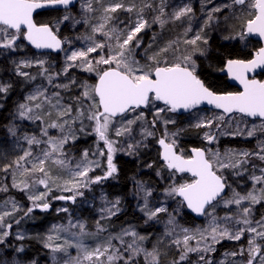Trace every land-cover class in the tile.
I'll list each match as a JSON object with an SVG mask.
<instances>
[{"label":"snow or ice","instance_id":"obj_1","mask_svg":"<svg viewBox=\"0 0 264 264\" xmlns=\"http://www.w3.org/2000/svg\"><path fill=\"white\" fill-rule=\"evenodd\" d=\"M70 3H72V0H0V34L7 36L10 30L15 33L11 35L10 39H5L3 43H0V47H13L15 42L20 38V35H22L24 39L38 49H61L63 42L57 37L52 26L49 24H36L33 20V11L46 5L67 6ZM96 3L102 6V16L100 17L101 22L99 24L92 25V33H101L104 37H107V42H96L92 36L86 37L91 42V46L83 50L72 51L66 57L70 63L67 64L63 71L66 73L68 68L80 66L87 72H96L97 82L95 85H82L81 96L75 98L79 105L75 109V115H73V106L71 104L62 106L60 105V101L57 100L53 107L57 109L60 122L54 121L42 129V134L46 139L41 140L36 136H24V140L29 146L40 144L47 146L42 150L40 156L34 157L36 163L31 168H25L24 172L31 174L35 170L43 174L44 178L35 182L44 185L50 192L52 189L49 187V181L52 178L44 167L45 162L51 160L61 168L68 167V161L64 158L65 146L70 141L77 139L72 131L73 124L80 122V131H84V119L93 122L92 131L98 137V140L103 141L106 145L107 170L103 176H96L94 179L89 180L88 173L92 170L91 165L95 162L88 159L89 152L85 150L80 163L76 164L75 168L71 170L72 178L63 185L64 190L73 191L75 195L59 196L56 199L74 201L77 195H83V193L78 191L80 187H87L88 183H99L117 173L118 169L114 163V153L118 150L115 147L117 141L109 138L110 130L114 129L116 137L129 135L132 131V125L138 120L145 119V117L144 113L141 112L134 119L122 122L118 128L114 125V118L135 112L141 106L147 107L155 101H162L166 108L156 109L155 115L158 118L164 111L192 110L202 102L214 105L217 109H222L225 114L240 113L250 117L264 118V80L248 78V73L258 67H264V46L255 50L252 59L228 58L224 60V70L226 73L239 81L243 88L242 91L238 92L218 93L213 91L198 75V66L196 60L193 58L196 53L205 54L206 50L198 46V41L201 40H203L204 44L208 43L207 39H204L201 35L203 28L194 38L184 41L185 44L193 46L192 50L187 54L177 57L174 61H169L167 53L170 50L176 51L174 47L175 42L169 41L156 53L147 57L148 61L151 62L150 64H140L133 55V46L139 47L138 34L144 29L151 27L149 21L144 19L143 14L144 9L151 8L152 5L145 4L137 10L135 5L125 7L120 2H110L104 5L102 0H96ZM233 4L246 6L254 11L245 21V30L243 32L239 33L237 37L225 36L224 39H244L246 36L256 35L264 40V0H251V2L250 0H233ZM225 7L228 6L225 5ZM84 8L87 12L95 11L92 6V0H88ZM118 9H124L129 13L135 11L136 19L130 22V25H126L124 29L113 27L110 31H105L106 25L114 19L111 14L115 13ZM158 11L159 14L153 18L152 23H158L163 27L169 21H178L188 16L192 12V8L189 5H184L174 10L168 16L165 12L164 0H161V6ZM219 11L220 8L213 9V12ZM212 18L210 13L209 21ZM69 19L70 17L67 15L63 17L64 21ZM76 23H81V21H76ZM83 23L88 24L89 21L84 20ZM207 23L208 21H206ZM125 33H127L126 36ZM112 40H115V44L110 43ZM105 49L108 50L107 54L99 55L98 59L90 58V54L97 53L98 51L104 52ZM76 62H79V64ZM22 63L27 64V62ZM36 63L43 66L45 61L38 60ZM19 74L25 77L28 76L26 72H20ZM49 81H51V77H49ZM61 87H67V85H61ZM7 90L8 86L0 85V92H6ZM56 95L58 96L59 94L57 93ZM40 97H43L45 102L51 103L49 97L45 96L44 92L39 89L26 99L28 101H37ZM84 101H88L87 106L84 105ZM41 108V103H35L31 107L27 103H22L19 105L18 113L21 118L33 119L31 115L33 110ZM68 117H71V120L67 119ZM35 119L40 120L41 117L36 116ZM217 119L223 120L224 117L220 116ZM155 123L156 121L153 120L152 124L155 125ZM165 123H174V121H165ZM215 126L217 128L220 127L219 124ZM194 127L211 128L213 127V120L203 118ZM48 128L61 129V136H49ZM261 130L264 131V128ZM9 131L12 135H16L15 127L10 128ZM254 131L255 129L248 131L247 135L252 136ZM152 134L145 130L146 136ZM165 136L167 137V133H165ZM204 138L209 143H212L217 137L214 133L205 132ZM139 143L138 141L136 145L128 144L127 150L129 154L135 152ZM158 143L163 148L161 156L167 169L192 174L190 182L178 185L174 184L165 190L166 194L168 196L178 195L182 197V203L186 204L188 209L197 214L211 215L207 212V209L213 208L216 203L222 200L225 189L229 187L226 177L222 174V170L242 167V161L236 159V157L242 156L247 158L250 155L247 152L236 153L233 150H228L221 154L218 150L193 148L191 150L192 155L186 158L181 152L177 151L175 139H172L171 142H166L165 138H161ZM100 155H105L104 151H101ZM254 155H258L261 160H264V155L259 153H255ZM28 158H33L31 150L24 151V154L14 161V163L17 167H21L20 162ZM37 164L39 167H37ZM96 166H99L98 163ZM148 166L151 167V165ZM9 168H11V165H5L4 170L7 171ZM261 172H264V169H261ZM239 174L237 172V175ZM252 179L255 181L253 191L245 195L233 192L230 199L223 200L226 206L232 204L239 206L245 201L249 202L250 206L244 207L239 217L226 216L223 218L225 221H234L235 225L242 226L236 227L233 230L226 225L218 223L213 216L208 228L195 230L199 234L200 239L205 242L204 251H215V248L211 247L208 243L209 238L211 239V244H216L223 239L240 240L245 232H249L253 236L248 241L249 247L247 252L249 259L247 260V264H255L257 260H259L260 264H264L262 245L257 243V237L264 239V218L260 221H255L256 227L252 226L253 221L250 219L251 206L264 202V186L259 190H255L256 184H264V175L253 176ZM52 183H55V181H52ZM69 184L72 187H68ZM56 186L61 187V185ZM13 187L27 190L30 188V185L26 181H20L14 183ZM137 189L138 193H143L144 205L141 211L145 213L149 220L155 219L160 213L167 212V208L163 206L154 209L148 207V197L152 195L150 188H146L142 182H138ZM29 199L33 201V207L28 208L26 215L31 213L34 208L44 211L50 208V204L44 202L46 200V193H41L38 196H29ZM119 203V198L112 203L111 209L107 210L109 216L115 215L119 211ZM58 211L67 212V209H60ZM10 214L8 212L0 214V221L3 220L4 216ZM167 223L169 228L166 234L171 236L175 233L176 228L174 217L170 216ZM71 226L76 227L77 225ZM78 226L80 233L73 235L80 237L87 235L84 232V225L80 223ZM8 227L10 228L11 225H8ZM258 228L261 230L258 231ZM53 230L57 233L67 232L68 228L54 225ZM100 231H103L102 227ZM181 231L185 233L182 241L184 250L180 255V261H183L189 252H197L201 249L199 241L197 247L189 246V241L196 239V235L192 234L191 230L184 228ZM8 235V231L0 232V243ZM126 236L132 238L131 242L125 241L124 237ZM55 238L59 239L60 237L57 235ZM18 239L23 240V235H20ZM53 239V236H48V242L45 243V247L50 248L53 253L67 252L65 245L79 249L77 257L72 260H66L64 264H137L138 257H143L144 264H160L161 257L163 256V253L157 246H153L151 250L144 247V242L148 237L139 235L133 229H125L119 236L109 237L106 244H97L92 250H89L79 240L75 244L72 241L65 240L64 244L53 245L50 243ZM113 239L118 240L122 248H117L112 244ZM173 243L180 246L181 240L176 239ZM17 251L23 252V248L21 247ZM243 251L242 249L241 254H243ZM231 255L235 256L236 253H232ZM200 259L203 261L204 257L201 256ZM173 264H179V262L174 261Z\"/></svg>","mask_w":264,"mask_h":264},{"label":"rangeland","instance_id":"obj_2","mask_svg":"<svg viewBox=\"0 0 264 264\" xmlns=\"http://www.w3.org/2000/svg\"><path fill=\"white\" fill-rule=\"evenodd\" d=\"M110 2H120L123 3L125 7L135 5L137 10L145 4L152 5L151 8L144 9V19L149 21L151 27L143 30L144 32L147 31L150 33V40L148 41L147 47L139 53L140 57H135L140 64H150L151 62L148 61L147 57L156 53L169 41L175 42L174 47L176 49L175 52L170 50L167 53V59L169 61H174L177 57L187 54L192 50L193 46L185 44L184 41L194 38L198 32H201L202 28L203 32L201 35L204 39H207V41H209L211 37L215 36L222 41L235 42L242 47L247 46L250 42H257L251 40L247 36L244 39H224L225 36L237 37L239 33L243 32L245 21L254 11L246 6L233 4V0H164V8L168 16H170L174 10L184 5L191 6L192 12L188 16L181 18V20L169 21L163 27H161L158 23H152L153 18L159 14L158 10L161 6V0H102L104 5H107ZM87 3L88 0H78L74 9L66 11L52 24L53 31L57 34V36H59L60 31L63 29L68 30L71 33L70 36H59L63 41V48L59 52V63H57L56 60H50L47 52H37V54L23 52L25 43L20 42L19 40L15 42L16 48L14 49V52H12V50L8 53L6 48L1 51L3 53H8L7 61L10 66V70L13 73L19 74L20 72H26L28 73L27 78L32 81L29 89L23 94L22 99L16 104L12 118L16 122L24 120L28 124L38 122V125L37 127L34 126L35 130L32 133H23L16 129V135L14 136L9 131L6 135L7 138L0 142V169H5V165H11V168L7 170L10 178V187L13 189H20L13 187L14 183H18L20 181H26L30 185L29 189L24 190L25 196L29 201L27 205L23 201L15 198L13 194H8L6 199L0 201V214L5 212L11 213L10 215L4 216L3 220L0 221V232L8 231L9 235H11L14 239H18L20 235H23L24 238H32L35 240L48 252V257L44 264H64L66 260H72L77 257L79 252V249L65 245L67 252L53 253L50 248L45 247V243L48 242V236L54 237V239L50 241L53 245L64 244L65 240L72 241V243L75 244L79 240L85 244L89 250H92L97 244H106L109 237L119 236L125 229H133L139 235L148 237V239L144 242V247L149 250H151L153 246L159 247L160 251L163 253L161 260L167 261V264H173L174 261L179 262V264H206V262H208V264H247V260L249 259L247 252L249 247L248 241L252 238V233L245 232L240 240L223 239L225 241H241L242 243H240L238 253H236L235 256L231 255L234 253L233 251H225L216 256L214 251L207 252L203 250L205 242L200 239L199 234L196 233L195 230L208 228L212 222L213 216L216 218L218 223L226 225L233 230H235L236 227L242 226L235 225L234 221H225L223 218L226 216L239 217L242 214V209L250 206L249 202L245 201L239 206L235 204L226 206L223 200L230 199L233 192L245 195L248 192L253 191V184L255 181H253L252 177L264 175V172H261V169H264V160H261L258 155H254L255 153L264 155V131L261 130L264 128V121L261 119H249L238 113L225 115L223 112L208 108H196L190 112L179 115L169 111H164L158 118L155 115L156 109L166 108V106L156 101L147 107L137 109L135 112H130L124 116L114 118V125L118 128L122 122L134 119L141 112L144 113L145 119L138 120L135 124H133L132 131L129 135L116 137L114 129H111L109 133V138L117 141L115 147L118 150L116 153H122L128 158L134 159L138 163L140 170H147L150 168L148 165H155L159 167L163 164L158 157V138L154 139L156 140V146H150L151 142L153 143L152 137L154 136L155 130H158L160 132V137L165 138L167 142H171L172 139H175L177 151L181 152L187 158L190 154L187 150L179 146V138L177 134L180 131L179 129L184 127H194V125L203 118L213 120V127L201 128V139L204 142V146L202 147L203 149H211L212 151L218 150L221 154L228 150H233L236 153L247 152L250 154L247 158L242 156L236 157V159H240L242 161V167L222 170V174L226 177V179L228 173L234 170L240 173L246 172V179L248 182L246 191L241 192L239 189L228 183L229 187H227V190L223 195V199L216 203L213 208L207 209V212L211 215L203 214L201 221L191 226H185L179 223L177 217L179 203L175 201L179 199L176 196H168L165 192L166 189L174 184L178 185L190 182L192 177L187 174H172L162 190L155 188V186L141 178L133 177L131 179L132 191L129 196L133 201L134 210L139 212L140 215L147 218L145 213L141 211V208L144 205V199L143 193H138V182H142L146 188H150L152 191V195L148 197V207L150 209L161 206L167 208V212L160 213L155 219L149 220L147 218V220L152 223V229L149 232L144 233L137 228L135 222L129 220L125 221L114 231L108 229V227L103 223V220L114 215L109 216L107 210L111 209L112 203L119 198V211L115 214L117 215L124 210L126 202L121 193H110L99 183H88L87 187H80L78 191L83 193V195H77L74 201L56 199V197L59 196L75 195V192L73 191L64 190L63 185L66 181L72 178L71 170L75 168L76 164L80 163L82 154L85 150H88L89 152L88 159L95 162L91 165L92 170L88 173L89 180L94 179L96 176L104 175L107 170V149L103 141H101V144L97 143L91 148L83 147L80 151L76 150L75 147H72V144L76 139L74 141H70L69 144L65 146L64 158L68 161V167L66 168L59 167L51 160L46 161L44 167L48 172V175L52 178V180L49 181V187L52 189L50 192L44 185L35 182L44 178L43 174L35 170H33L31 174L24 172L25 168H31L32 165L36 163L34 157L40 156L42 150L47 147L45 144L29 146L24 140V136H36L41 140L46 139V137L42 134V129L46 128L47 125L54 121L60 122L58 119L57 109L53 107V105L56 104L57 100L60 101V105L62 106L71 104L65 101L64 95L61 91L64 88H68L70 85L75 84L79 88L81 95L83 90L82 85H94L93 82L88 81L78 72L86 74L87 76L90 75L97 77L96 72H87L80 66L68 68L66 73L63 71L67 64L70 63L67 61L66 57L70 55L72 51L83 50L91 46V42L88 41L86 37L92 36L93 40L96 42H107V37H104L101 33H92V25L99 24L101 22V4L96 3V0H92V6L95 11L87 12L84 8V5ZM225 5L228 7H225ZM215 8H220V11L213 12V9ZM117 11L116 15V12L111 14L114 19L106 25L105 31H110L113 27L124 29L126 25H130V22L136 19L135 11L132 13H129L124 9H118ZM210 13L213 18L209 21ZM66 15L69 16L70 19L64 21L63 17ZM84 20H88L89 23H83ZM76 21H81V23H76ZM206 21H208L207 24ZM12 34L15 33H8L7 36L0 34V43H3L5 39H10ZM126 34L127 33H125V36ZM249 40L251 41L249 42ZM110 43L115 44V40L110 41ZM198 46L206 51L203 55L196 53L193 56L196 63L197 58L206 59V55L209 50L208 43L204 44L203 40L198 41ZM107 51L108 50L105 49L104 52L98 51L97 53H92L90 54V58L98 59L99 55H105L107 54ZM38 60H44V65L41 66L36 63ZM22 62H27V64ZM76 63L79 64V62ZM76 71L79 76H74ZM49 77H51V81H49ZM0 85L7 86L8 84L6 80L0 78ZM61 85H67V87H61ZM38 89L44 92L45 96L49 97L51 103L45 102L43 97H40L37 101H28L26 99L29 95L34 94ZM57 93L59 94L58 96L56 95ZM22 103H27L30 107L35 103H41L42 108L33 110V113L31 114L33 119L21 118L18 113V108ZM84 104L87 106L88 101H84ZM48 113H50V115H48ZM73 115H75L74 109ZM36 116H40L41 119H35ZM220 116H223L224 119L218 120L217 118ZM67 119L71 120V117H68ZM153 120L156 121L155 125L152 124ZM165 121H174V123L166 124ZM216 124H219L220 127L217 128L215 126ZM15 125L17 124L15 123ZM83 125L85 129L89 125V121L84 119ZM91 125L93 127V122H91ZM80 128V122L72 125V131L77 138L80 134ZM253 129H255L254 134L252 136H248V131ZM145 130L153 134L146 136ZM205 132L214 133L217 137L216 140L209 143L204 138ZM165 133H167V137L165 136ZM61 134V129L59 128H48L49 136L59 137ZM234 137L239 138L242 141H250V146H219L218 142L220 139ZM138 141L140 143L137 145L135 152L133 154H129L127 150L128 144L131 143L136 145ZM26 150L32 151L33 158L21 161V167H17L14 161L22 156ZM145 150L152 155L146 160H144V157H142L140 153ZM101 151H104L105 155H100ZM97 163L99 166H96ZM37 167H39L38 164ZM52 181H55V183H52ZM56 185H61V187H57ZM262 186H264V184H256L255 190H259ZM68 187H72V185L69 184ZM3 189L7 190L8 187L6 186ZM41 193H46V200L44 202L50 204V201L53 200L51 197L58 200V204L53 208V210L55 214H62L59 218L46 220L36 225L22 227H13L12 224L6 222L13 214L17 212H24L25 210H28V208L33 207V201L29 199V196H38ZM179 202L182 203L181 200H179ZM251 207L252 212L250 219L253 221L252 226L256 227L257 225L255 224V221H260L264 218V202ZM60 209H67V212L58 211ZM170 216L174 217V223L176 225L175 233L171 236L166 234V231L169 228L167 222ZM80 223L84 225V232L87 234L82 237L73 235L80 233V228L78 226ZM8 225H11V227L9 228ZM54 225L64 226L68 228V231L57 233L53 230ZM71 225L77 226L72 227ZM101 227L103 228V231H100ZM184 228L191 230L192 234L196 235V239L189 241V246L197 247L199 241V247L201 250L197 252H189L186 259L180 261V255L184 250L182 241L183 236L185 235L181 229ZM259 230L261 229L258 228V231ZM57 235L60 237L59 239L55 238ZM124 239L126 242H131L132 238L130 236H126ZM176 239L181 240L180 246L173 243ZM208 243L211 247L215 248L216 244H211L210 238ZM257 243L262 245V252H264V239L257 237ZM112 244H114L117 248H122V245H120L118 240L113 239ZM21 247V245H16L14 250L8 255L0 252V264H33V262H35V258L25 255L23 247V252L17 251V249ZM242 249L244 250L243 254H241ZM201 256L204 257L203 261L200 259ZM137 264H144L143 257L137 258ZM255 264H260L259 260H257Z\"/></svg>","mask_w":264,"mask_h":264},{"label":"trees","instance_id":"obj_3","mask_svg":"<svg viewBox=\"0 0 264 264\" xmlns=\"http://www.w3.org/2000/svg\"><path fill=\"white\" fill-rule=\"evenodd\" d=\"M75 6V5H74ZM74 6L68 10L74 9ZM65 9H47L42 10L35 14L34 19L36 23L39 24H52L58 20L66 11ZM118 12V11H117ZM115 13V15L117 14ZM120 13V12H118ZM9 33H14L10 30ZM71 33L68 30H61L59 33L60 37L70 36ZM139 36V47L133 46V55L134 57H140L139 53L142 52L148 45L150 40V33L142 31L138 34ZM20 42H24L23 36L20 35L18 39ZM251 40H249L250 42ZM25 43V42H24ZM135 44V42H134ZM257 42H250L247 46H240L235 42L222 41L217 37H211L208 41L209 50L206 55V59L197 58L198 66V75L205 83L210 86L213 91L216 92H232L236 91V87L230 85L226 80L224 75L219 73V69L223 66L224 60L228 58L236 59H249L251 57L252 51L258 47ZM16 48L15 44L11 48H6L7 52H14ZM5 48L0 47V78L6 80L8 90L6 92H0V142L3 139L7 138V133L9 129L15 127L18 131L23 133H32L38 125V122L33 124H28L24 120L18 122L14 121L12 116L16 104L22 99L23 94L29 89L32 81L22 75L15 74L10 70V66L7 61V52H1ZM25 53L37 54L30 46L24 45ZM40 53V52H39ZM50 60H56L59 63V52H48L47 53ZM88 81L95 83L97 77L87 76L81 72H78ZM74 76H79L76 73ZM258 78L264 80V69L258 74ZM64 95L65 101L72 104L73 109L75 110L79 105L76 102V97H80L79 88L72 84L68 88H64L61 91ZM85 105V104H84ZM86 106V105H85ZM179 115V114H177ZM15 123L17 125H15ZM91 121L89 125L84 129L83 132L80 131L79 137L73 142L72 147H75L76 150L80 151L83 147L91 148L95 144H101V141L98 140V137L92 131ZM178 138L179 146L187 150L190 147H203L204 142L201 139V128L196 127H184L179 129ZM160 137V132L157 130L154 131V136L150 146H156L154 140L155 138ZM219 146L229 145V146H239V147H248L250 146V141H242L239 138H223L218 142ZM116 153V152H115ZM114 153V154H115ZM141 156L144 157V160L152 156L148 151H141ZM159 157V156H158ZM114 163L117 166V173L112 177L102 180L99 184L103 185L110 193L118 192L123 195L125 198L126 206L123 211L119 214L114 215L110 218H105L103 223L108 227L109 230H116L121 224L125 221L135 222L137 228L141 232H149L152 228V223L147 220L146 217L142 216L134 210L133 201L130 198L133 177L141 178L155 188L162 190L167 183L169 177L172 174H176L173 170H169L165 167L164 163L161 166H151L147 170H140L138 163L132 159L128 158L122 153H116L114 155ZM236 172V173H235ZM159 173V175H157ZM240 173V172H239ZM247 173L242 172L237 175V171H232L228 173L227 183L236 187L241 192L246 191L248 182H247ZM10 178L7 171L0 169V201L6 199L8 194H13L15 198L23 201L26 205L29 203L28 199L25 196L24 190L13 189L10 187ZM8 187L7 190L3 189ZM50 208L46 211L41 209H35L31 213H27V210L24 212H17L13 214L10 218L7 219V223L12 224L13 227H22L29 225L40 224L46 220L59 218L61 213H54L53 208L58 204V200H55L51 197ZM179 203V211L177 212L178 221L180 224L185 226H191L197 224L201 219H196L192 214H190L186 209L183 203H180L179 200H175ZM241 241H220L215 245L214 254L217 256L225 251H233L238 253L239 245ZM16 245H21L27 256H32L35 258V264H44L48 257V252L45 248L39 245L32 238H24L23 240L14 239L11 235H8L2 243H0V252L8 255L11 253ZM243 258V257H242ZM160 264H167V261L161 260Z\"/></svg>","mask_w":264,"mask_h":264},{"label":"water","instance_id":"obj_4","mask_svg":"<svg viewBox=\"0 0 264 264\" xmlns=\"http://www.w3.org/2000/svg\"><path fill=\"white\" fill-rule=\"evenodd\" d=\"M78 0H72V3H70L69 5H67V6H64V5H46V6H44V7H41V8H39V9H35L34 11H33V20H34V22H35V19H34V16H35V14L36 13H38V12H40V11H42V10H47V9H69V8H71V7H73L75 4H76V2H77ZM36 23V22H35ZM36 24H38L39 25V23H36ZM244 30H245V24H244ZM57 35V34H56ZM61 41H62V39L59 37V36H57ZM248 38H250L251 40H254V41H257L258 42V47L256 48V49H258L259 47H261V46H264V40H262L261 38H259L258 36H256V35H251V36H247ZM23 40H24V42H25V44L26 45H28V46H30L34 51H36V52H60L61 50H62V48H63V43H62V47H61V49H48V48H36L33 44H31L29 41H27L26 39H24L23 38ZM63 42V41H62ZM255 49V50H256ZM255 50H253L252 51V54H251V57L249 58V59H252V57H253V54H254V52H255ZM236 59V58H235ZM246 60H248V59H246ZM264 69V67H258V68H256L255 70H253L252 72H250V73H248V78L249 79H257V80H262V79H259L258 78V74L260 73V72H262V70ZM219 73L221 74V75H224L225 77H226V80L228 81V83L230 84V85H232V86H234V87H236V91H232V92H238V91H242V88H243V86L239 83V81H237V80H235V79H233L232 77H230L227 73H226V71L224 70V64H223V66L219 69ZM96 82H97V78H96V80H95V83H94V85L96 84ZM219 93H223V92H219ZM156 102H159V103H161V104H163L164 105V103L162 102V101H156ZM145 106H141V108H144ZM196 108H208V109H212V110H217V111H220V112H223V110L222 109H217V108H215V106L214 105H209V104H207L206 102H202L200 105H198ZM195 108V109H196ZM192 110H194V109H192ZM192 110H178L177 112H171V113H175V114H182V113H187V112H190V111H192ZM225 114V113H224ZM238 114H240V113H238ZM225 115H229V114H225ZM241 115H243V114H241ZM243 116H246V115H243ZM247 118H249V119H261V120H263L264 121V118H259V117H250V116H246ZM161 138H163V137H159L158 138V140H157V147L159 148V159L164 163V161L162 160V156H161V154H162V152H163V148H162V146L158 143V141H159V139H161ZM167 142V141H166ZM193 148H202V147H190L189 149H188V152H189V154H190V156L192 155V152H191V150L193 149ZM203 149V148H202ZM165 165V164H164ZM175 172V171H174ZM176 174H178V175H182V174H187V175H189L190 177H192V174L191 173H189V172H183V173H181V172H175ZM226 190H227V188L225 189V192H226ZM225 192L223 193V195L225 194ZM179 200H181V202H182V197H180V196H176ZM183 205L185 206V209L190 213V214H192L196 219H201L202 217H203V214H197V213H194V212H192V210H190V209H188L187 207H186V204H184L183 203Z\"/></svg>","mask_w":264,"mask_h":264}]
</instances>
